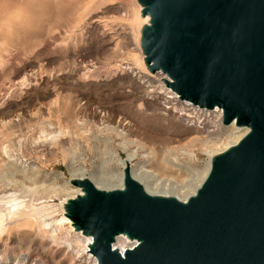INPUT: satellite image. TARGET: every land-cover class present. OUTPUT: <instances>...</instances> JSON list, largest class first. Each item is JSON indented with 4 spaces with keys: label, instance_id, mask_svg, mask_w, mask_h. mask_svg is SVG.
Segmentation results:
<instances>
[{
    "label": "rangeland",
    "instance_id": "374dc122",
    "mask_svg": "<svg viewBox=\"0 0 264 264\" xmlns=\"http://www.w3.org/2000/svg\"><path fill=\"white\" fill-rule=\"evenodd\" d=\"M134 9L131 0H0V201L25 187L31 208L55 209L57 229L12 227L0 235V256L6 249L26 253L28 263L90 264L80 238L71 234L68 250L66 223L57 225V205L74 194L70 176L115 175L113 154L128 152L136 153L132 169L168 176L161 159L175 155L190 173L217 149L195 139L211 131L215 112L168 100L140 68ZM199 124L206 128L197 134Z\"/></svg>",
    "mask_w": 264,
    "mask_h": 264
},
{
    "label": "water",
    "instance_id": "95a60500",
    "mask_svg": "<svg viewBox=\"0 0 264 264\" xmlns=\"http://www.w3.org/2000/svg\"><path fill=\"white\" fill-rule=\"evenodd\" d=\"M148 22L139 48L150 73L179 101L222 111L248 132L214 155L185 202L147 194L123 170L104 191L72 180L82 195L63 204L97 264H264V0H136ZM122 237L135 243L124 254Z\"/></svg>",
    "mask_w": 264,
    "mask_h": 264
},
{
    "label": "bare ground",
    "instance_id": "6f19581e",
    "mask_svg": "<svg viewBox=\"0 0 264 264\" xmlns=\"http://www.w3.org/2000/svg\"><path fill=\"white\" fill-rule=\"evenodd\" d=\"M131 2H132L133 7L135 8L133 10V18H134V20H136V23L134 24V26L132 28V33H133L132 36H133L134 44L136 45V49H137L138 54H139L138 63H139L140 68L142 69V71L144 72V74L148 78L156 79L158 81V83L164 88V90L167 91L166 94H168L169 96H166V98H168V100H173V101L176 100V102H178L180 105H182V108L184 106V107H190L196 111H204V112H208V113L215 112L212 115L213 117H212V122H211V126H210L211 131L209 132V130H208L209 133H207V135L205 137H198L195 139H197L203 145V147L210 145L213 142L214 143L216 142V144L218 143V147L216 150L211 151L207 154L206 164L199 171L187 173L186 170H184V169L182 170L181 162L179 161L178 157L175 155H172L169 159H166V158L161 159V163H162L161 165L163 166V171L166 172L165 174L168 176L158 177V174L155 175V173L153 174L143 167H138L136 170L132 169V164L130 161H132V159L136 158V153L135 152H133V153L128 152L127 156L125 158H121V159L116 154H113V158H115L116 164L118 165V167L121 166L120 170H118L115 175H107L105 173L104 174L99 173L97 176V179L92 180L87 175H83V173L81 172L80 173L81 176H70L67 183L70 184V182L72 180L88 179L94 185V187L99 189V190H104V191L120 190L123 187V170L126 166H128L130 177L134 181L139 183L147 194L153 195V196L172 197V198H175L181 202H185L189 197H191L195 194L196 190L201 186L202 182L206 178V176L209 172L211 158L214 155L220 154V153L224 152L225 150H227L228 148L236 145L245 136V134L248 132V130L246 128H238L234 124H231L229 126H223L222 125V111L219 109H215L213 111H206V110H202V109H198L196 107H193L188 103L179 101L177 96L173 92H171L168 88H166L164 82L168 81V78L165 75H163L160 72L152 74L146 70L144 63H143V55L141 54V51L139 48V39H140V30H141L142 26L147 24L148 17H142L141 16V14H140L141 13V7L138 5L136 0H131ZM88 13H89V11H88ZM127 124L128 123L126 122L124 125H127ZM205 125L199 124V126H197L195 128L196 133L197 134L200 133V128L205 129L206 128ZM5 126H4V128H5ZM8 127H10V126H8ZM198 127H200V128H198ZM128 131L129 130L127 128L126 129L123 128L120 131H117V133H118V135L120 134L121 136H124L126 138L128 136ZM167 153H168V150H167ZM192 156L193 155H189L188 157L191 158ZM183 172H184V176H186V177L181 179L180 176H181V174H183ZM80 195H82L81 190L79 188H75L74 194L67 195L66 197H64L60 201L59 205H57V210H58V213H59L61 218L58 220V224L55 223V225L57 224V225L62 226V224L66 223L65 225H66L67 230L65 231V236L64 235L63 236L67 240L66 248H68V250H70V248H69L70 242L76 240V239L70 240L69 236H71V234H72V235H74L75 238H77V239L80 238L82 240L81 241L79 239L80 242H83V247H81L80 253L85 255L86 259L90 260L92 264H97L95 258L91 255V253L88 249L89 245L91 244V239L82 236L80 233L74 232V230L71 227L70 221L67 218H65V216H64L63 204L66 202V200L73 199L76 196H80ZM25 197L28 198V201L27 202L21 201V199H24ZM31 197L32 196L29 195V189L26 190L25 187H22V193L21 194H19V195L13 194L9 198L2 199L0 201V235H3V233H5L6 230H11L12 227L18 228V227H21L22 225L25 226L26 224H30V223H32L35 226V228L37 229V231H39V232H43L44 230H48L50 233L57 235V229L55 227H52V222H51L52 217H54V214L56 212L55 209H51V208L47 209L44 206H40L38 208H36V207L31 208L30 207ZM55 222H57V221H55ZM32 229H33V227H32ZM13 231H14V229H13ZM17 233H19V232H17ZM23 233L24 232H22L21 236L25 237V236H23L24 235ZM20 234H21V232H20ZM2 238L4 239V237H2ZM36 238H37V236H36ZM0 239H1V237H0ZM134 245H135V243H130L127 240H125L124 238L119 237V238H117L113 247L116 248L120 252V254L123 255L127 249H131ZM1 248H2V246H1ZM78 253H77V255H78ZM25 254H22V253L20 254V252H19V254H15L14 252H9L8 250L5 249L3 255L0 256V264H42L41 262L40 263L39 262H32L31 263L30 261H29L30 263H28V257ZM73 257H75V255ZM73 257H69L68 261L71 262L72 260H75V259H73ZM66 258H68V257H66ZM75 261H77V260H75Z\"/></svg>",
    "mask_w": 264,
    "mask_h": 264
}]
</instances>
